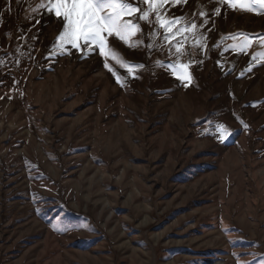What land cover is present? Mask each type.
<instances>
[{"label": "rangeland", "instance_id": "obj_1", "mask_svg": "<svg viewBox=\"0 0 264 264\" xmlns=\"http://www.w3.org/2000/svg\"><path fill=\"white\" fill-rule=\"evenodd\" d=\"M48 8L0 0V264H264V9L124 16L141 32L108 47L133 78L95 46L61 53Z\"/></svg>", "mask_w": 264, "mask_h": 264}, {"label": "snow or ice", "instance_id": "obj_2", "mask_svg": "<svg viewBox=\"0 0 264 264\" xmlns=\"http://www.w3.org/2000/svg\"><path fill=\"white\" fill-rule=\"evenodd\" d=\"M225 4L232 5L233 0H221ZM240 3V6L246 10L251 11V5H258L261 9H264V0H236ZM49 12H54L56 17L63 19V31L57 37L58 47L61 53L64 52V45H71L73 49L82 50L83 48H89L94 50L93 46L99 49V55L101 57H109L115 60L122 68L127 69V73L135 78L134 68L127 65L122 61L111 48L108 47V37L116 36L125 43L128 42V37L136 35L141 32V25L134 22L132 19H123L124 16L131 17L133 14H137V19L144 21L149 17V11L157 12L164 3V0H143V3L148 6L149 11H144L134 5L132 0H48ZM42 6V5H41ZM218 11V10H217ZM157 22L160 26L166 30L169 28L170 23H176L177 20L163 21L157 15ZM196 25H192L195 28ZM189 31L190 29H184ZM172 33L169 31L168 35H165V39H169ZM250 39L244 36L243 40L235 47H238L241 51H244L250 46ZM260 43L264 44V37H261ZM149 47H154L149 45ZM175 51L177 53V62L171 65L172 75L177 81L183 83V87L187 88L191 83V75L188 71L189 64L183 62L182 57L187 55V49L182 52L179 45L176 46ZM264 57V53L259 54ZM161 62L157 61V65ZM103 67L112 74L116 83L123 86L121 76L109 66V63L105 62ZM136 67L143 69V64L136 65ZM246 127V126H245ZM217 133L219 136V142L225 143L229 140L232 133L223 125H217ZM37 212L40 210L37 208ZM59 231L60 229H55Z\"/></svg>", "mask_w": 264, "mask_h": 264}]
</instances>
